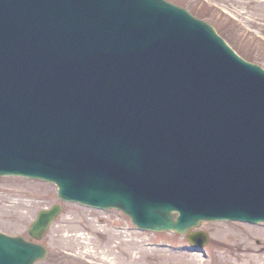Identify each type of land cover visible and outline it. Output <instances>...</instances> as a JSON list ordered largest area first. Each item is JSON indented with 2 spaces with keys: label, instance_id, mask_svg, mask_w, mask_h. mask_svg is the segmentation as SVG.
I'll list each match as a JSON object with an SVG mask.
<instances>
[{
  "label": "water",
  "instance_id": "water-1",
  "mask_svg": "<svg viewBox=\"0 0 264 264\" xmlns=\"http://www.w3.org/2000/svg\"><path fill=\"white\" fill-rule=\"evenodd\" d=\"M106 86L118 89L93 88ZM131 102L173 114L142 127ZM0 174L203 246L189 232L203 220L264 221V69L168 0H0ZM61 211L42 210L30 234ZM0 244V264L48 254L20 235Z\"/></svg>",
  "mask_w": 264,
  "mask_h": 264
},
{
  "label": "rangeland",
  "instance_id": "rangeland-1",
  "mask_svg": "<svg viewBox=\"0 0 264 264\" xmlns=\"http://www.w3.org/2000/svg\"><path fill=\"white\" fill-rule=\"evenodd\" d=\"M169 1L214 25L244 58L264 67V0ZM15 203L20 207L15 208ZM57 203L62 212L40 240L48 246V256L36 264H180L181 257L195 264H233L236 252L223 251L228 246L234 250L235 240L253 248L243 252L253 256L250 264L264 262V224L202 221L195 229L206 231L210 239L197 250L185 234L139 229L119 209L99 210L64 201L54 183L0 176V230L8 234L29 238L28 229L37 214Z\"/></svg>",
  "mask_w": 264,
  "mask_h": 264
},
{
  "label": "bare ground",
  "instance_id": "bare-ground-1",
  "mask_svg": "<svg viewBox=\"0 0 264 264\" xmlns=\"http://www.w3.org/2000/svg\"><path fill=\"white\" fill-rule=\"evenodd\" d=\"M14 207L15 208H19L20 206H18L16 203H15V205H14ZM227 234V233H226ZM228 235V234H227ZM221 238V237H220ZM225 240L227 241V240H229L228 239V237H225ZM224 240V242H226ZM235 244H236V248L234 249V250H231V248L228 246V248H224V253H226V254H232L233 255V253L232 252H236L234 255H235V258L237 259L236 261H232V263L233 264H238L239 263V261H241V262H243V263H245V264H250L251 262H253L254 261V258H253V256H250L249 254H245V253H243V252H245V251H251L253 248L250 246V245H248L247 243L246 244H244V242L242 241V242H238L237 240H235ZM239 246H240V248H239ZM240 249H242V250H240ZM240 251H242V254H243V257H239L240 256ZM182 258H184V257H181V258H179V263L180 264H195V262L193 261V262H191V261H186V260H182ZM197 264H209V263H207V262H204V261H197ZM258 264H260V263H258ZM262 264H264V262L262 263Z\"/></svg>",
  "mask_w": 264,
  "mask_h": 264
}]
</instances>
